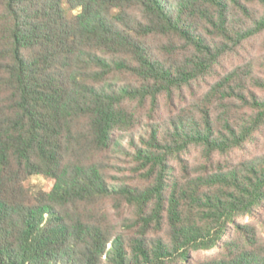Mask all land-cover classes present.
<instances>
[{
	"label": "trees",
	"instance_id": "1",
	"mask_svg": "<svg viewBox=\"0 0 264 264\" xmlns=\"http://www.w3.org/2000/svg\"><path fill=\"white\" fill-rule=\"evenodd\" d=\"M0 264H264V0H0Z\"/></svg>",
	"mask_w": 264,
	"mask_h": 264
},
{
	"label": "rangeland",
	"instance_id": "2",
	"mask_svg": "<svg viewBox=\"0 0 264 264\" xmlns=\"http://www.w3.org/2000/svg\"><path fill=\"white\" fill-rule=\"evenodd\" d=\"M31 183L33 185V190L35 193H37L41 187L47 190L52 186V181H49L48 179L40 176L33 177L31 179Z\"/></svg>",
	"mask_w": 264,
	"mask_h": 264
}]
</instances>
